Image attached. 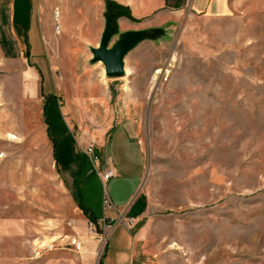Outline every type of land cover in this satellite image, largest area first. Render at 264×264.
Returning a JSON list of instances; mask_svg holds the SVG:
<instances>
[{"label":"rangeland","instance_id":"1","mask_svg":"<svg viewBox=\"0 0 264 264\" xmlns=\"http://www.w3.org/2000/svg\"><path fill=\"white\" fill-rule=\"evenodd\" d=\"M65 1L86 26L75 13L65 17L64 0H42L52 40L48 55L43 40L27 41L35 53L27 58L8 42L10 0H0V264H264V0H229L224 14H168L128 53L125 76L109 78L112 116L146 154L147 213L132 224L108 216L115 208H104L107 189L92 170L76 188L54 155L52 140L69 134L64 164L93 169L74 138L81 125L68 131L58 105L47 110V131V95L57 101L63 66L76 74L101 38L82 11L88 0ZM58 23L70 30L56 34ZM75 85L72 76L67 88ZM80 200L107 214L93 234Z\"/></svg>","mask_w":264,"mask_h":264},{"label":"crops","instance_id":"2","mask_svg":"<svg viewBox=\"0 0 264 264\" xmlns=\"http://www.w3.org/2000/svg\"><path fill=\"white\" fill-rule=\"evenodd\" d=\"M89 1L91 3H94L95 1L97 2L96 4H98L100 9V16L96 17L94 15V5L90 4ZM107 1L108 0H88L85 7L82 8V11H84L87 15L86 19L95 18V20L99 22L101 29L100 42L107 23ZM113 1H116L123 6L129 7L134 18L145 22L148 21L149 25L143 27V29L158 26L159 21L165 19L168 14L176 15L181 14L183 11L194 14H224L231 11L229 0ZM8 5L9 7L7 8V13H10L9 20L10 25L12 23L13 37V40L8 42L12 43L15 49L21 48V54L29 55L30 58V55H34L35 53L33 46L32 48L30 46L29 51L27 41H29L31 44H41L43 40V44L45 45V53L48 55L46 38L48 37L50 40H52L53 32L52 26L49 24V18H51V14H49L50 9H47L46 5L42 4V0H10ZM60 8L65 14V17L66 15L70 16L75 13L77 18L80 20V27L81 25L86 26L80 19V16L77 12V6L71 1L69 3V1L67 2L64 0ZM19 13L21 15H19ZM117 22L120 31L123 30L127 32L143 30L142 28L137 27L136 23L126 18L117 19ZM62 29H64L65 32L70 30L66 29V25H64ZM39 30L42 31V34L39 33ZM17 44L19 45L18 48ZM99 45L96 46V48H98ZM64 58L69 59L68 57ZM92 59L93 55L87 59L86 66H76V74H73L72 70L70 73H68L69 68L67 66V62L65 63L66 66H63V71L66 74V77L61 81V85L59 87L57 84H55V97L57 101H53V99L50 100L49 97L52 94L47 95L48 110L50 107L52 108L53 104L56 105L55 108H57V105L59 106L60 112L67 123L66 127L68 131L77 132V129H79L78 124L81 125L79 127L81 128L83 134H78L77 137L76 134L74 135L79 151L86 155L82 151V144L94 142L97 153H99L103 159L101 170L105 171L108 168H114L117 175L115 178L104 182L99 177L97 170L93 165V169L89 167L90 170L89 168L84 170V167H82V165L80 166L74 160L71 162L72 166L64 164L66 162H64L62 157L67 158L69 161L70 156L73 154L70 150V141L67 142L66 140H70L68 131V136H66L63 140H60V142H58L57 139L52 140L55 151L54 155L56 156L58 165L61 162V165H59L61 171L66 175L67 178H70L73 181V184L76 188L83 187L84 189L86 186L82 184V181L85 180L87 174H89L90 177L91 172H94L93 174H95L98 183L107 189L115 206L114 211L108 215L110 218L116 220L117 222H119L121 217L126 219L133 218L134 220L139 221L142 220L147 213V202L145 199L146 195L142 191L144 185V175L146 172V154L138 135L132 132V128L126 125L125 121H115V116H112L111 88L114 89V86L110 83L111 79L106 76L104 65L101 62L92 63ZM73 61L74 59L71 60V65L73 64ZM32 68L34 67L32 66ZM50 75L55 82L51 65ZM72 76L74 78H78V82L81 85L79 87L75 85L74 90L67 88ZM69 90L72 92L76 90L77 91L72 94V92H68ZM59 92H64L66 94L65 104L63 103V98L61 99ZM89 161L90 160L88 158L87 162ZM84 207L89 209L88 206ZM104 215L107 214L104 213ZM103 216H97L94 214L97 223L102 221Z\"/></svg>","mask_w":264,"mask_h":264},{"label":"water","instance_id":"3","mask_svg":"<svg viewBox=\"0 0 264 264\" xmlns=\"http://www.w3.org/2000/svg\"><path fill=\"white\" fill-rule=\"evenodd\" d=\"M107 23L98 48H93L92 63L101 62L106 76L111 79L122 78L126 74L125 58L138 44L149 39L154 34L152 30L127 31L120 33L117 19L106 15ZM119 34V39L110 46L112 39Z\"/></svg>","mask_w":264,"mask_h":264},{"label":"built area","instance_id":"4","mask_svg":"<svg viewBox=\"0 0 264 264\" xmlns=\"http://www.w3.org/2000/svg\"><path fill=\"white\" fill-rule=\"evenodd\" d=\"M55 17H56V19H59L60 15H59L58 12L56 13ZM55 32H56V34H60L62 32L61 24H59V23L57 24ZM81 148H82V151L89 158V160L92 163V165L94 166V168L97 170V173H98L99 177L102 179V181L107 182L110 179H113V178L116 177L117 173H116V170L114 168H108L105 171L101 170V166L103 164V159L99 155V153H97L96 146H95L94 142H88V143L82 144ZM103 204H104V208L105 209H113V208H115L112 200L110 199V196H109L107 190H106V194L104 196ZM121 220H123V222H125V218L124 217H121ZM134 221L135 220L133 218H131L128 221V223L132 224V223H134ZM110 226H111V224L108 225V227H110ZM94 232H95V226H94V223L91 222L90 223V233L93 234ZM75 245H76V249L78 251H80L81 248H82L81 243L80 242L79 243H75ZM50 250H52V248Z\"/></svg>","mask_w":264,"mask_h":264},{"label":"trees","instance_id":"5","mask_svg":"<svg viewBox=\"0 0 264 264\" xmlns=\"http://www.w3.org/2000/svg\"><path fill=\"white\" fill-rule=\"evenodd\" d=\"M106 9H107V14L108 15H111L112 17H114L115 19H121V18H126L132 22H135V23H138V22H141L142 20H139V19H136L132 16V13H131V10L129 7H126V6H123L119 3H117L116 1H113V0H108L107 3H106ZM29 58V55L28 57ZM114 89L112 88V92ZM50 100L52 98H54L52 95L49 97ZM48 103H46V106H45V114L47 116L46 118V123L48 125V134L49 136H51L50 134V130H51V125H50V122H49V117H48ZM55 153V151H54ZM79 207L80 209L83 211L84 215L92 222V223H97L96 221V218L94 217V214L92 213L91 210L85 208L83 206V203L82 201L80 200L79 201ZM114 223V222H113Z\"/></svg>","mask_w":264,"mask_h":264}]
</instances>
